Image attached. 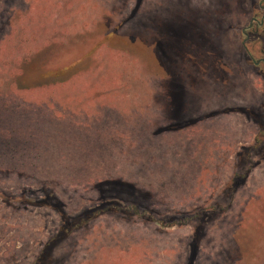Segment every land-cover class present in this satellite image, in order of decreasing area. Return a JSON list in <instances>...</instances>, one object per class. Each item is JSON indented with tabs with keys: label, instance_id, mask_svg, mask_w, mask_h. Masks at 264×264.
Segmentation results:
<instances>
[{
	"label": "rangeland",
	"instance_id": "1",
	"mask_svg": "<svg viewBox=\"0 0 264 264\" xmlns=\"http://www.w3.org/2000/svg\"><path fill=\"white\" fill-rule=\"evenodd\" d=\"M261 58L264 0H0V264H264Z\"/></svg>",
	"mask_w": 264,
	"mask_h": 264
},
{
	"label": "crops",
	"instance_id": "2",
	"mask_svg": "<svg viewBox=\"0 0 264 264\" xmlns=\"http://www.w3.org/2000/svg\"><path fill=\"white\" fill-rule=\"evenodd\" d=\"M251 90H252V93L256 96V90L254 89V85H252ZM231 104L235 105V106H240V107L252 106L251 99H247L243 96H241L239 98V100L235 98ZM255 104H257V102ZM227 113L230 115L225 117L224 122H226L225 123L226 126H229L231 128V130L234 131V136L230 135V137L225 139V141L230 142L229 145L235 147L236 149H240L243 146L253 144L255 139H256V136L258 134L257 125H255L252 121H250L248 119V117L241 111L227 112ZM230 118H231V120H230ZM263 165L264 164H262L260 166H263ZM254 209L257 213L258 207H254ZM261 210L264 211V209H261ZM262 226L264 229V224ZM260 229H258V227H256V230H255L256 237H257V231L258 230L260 231ZM262 242H263V246H264V239ZM263 255L264 254H261V256H263Z\"/></svg>",
	"mask_w": 264,
	"mask_h": 264
},
{
	"label": "trees",
	"instance_id": "3",
	"mask_svg": "<svg viewBox=\"0 0 264 264\" xmlns=\"http://www.w3.org/2000/svg\"><path fill=\"white\" fill-rule=\"evenodd\" d=\"M237 110L253 118L256 121L259 128L254 144L249 147L246 146L243 147V151L239 152L238 156L242 157L244 154L243 152L245 151L247 155L255 154L256 156L259 157V159H264V103L258 109L239 108ZM247 176H248V172L243 176L235 174L233 177V182L234 183L238 182V184L241 185V183H243L247 179ZM47 197L49 198V196ZM55 208L57 209L60 208L59 204H55ZM77 225L74 223L70 224V222H67L66 227L68 229V233L63 237H66L70 233V229L72 228L74 229Z\"/></svg>",
	"mask_w": 264,
	"mask_h": 264
},
{
	"label": "flooded vegetation",
	"instance_id": "4",
	"mask_svg": "<svg viewBox=\"0 0 264 264\" xmlns=\"http://www.w3.org/2000/svg\"><path fill=\"white\" fill-rule=\"evenodd\" d=\"M254 20H255V19H254ZM254 20H253V22H254ZM253 22H252V23H253ZM252 23H251V24H252ZM261 61L264 62V59L261 58ZM255 63L257 64V62H255ZM213 115H214V114H213ZM262 161H264V159H260V161H258L257 163L254 164L253 168H252L251 170L248 171V176L250 175V172H251L254 168L260 166V164H261ZM248 176H247V177H248ZM232 182H233V181H232ZM232 184H233V185H231V186L229 185V187L233 189V191H234L233 194H235V193H237L238 191H240V189H241L240 187L243 185V183H241V185H240V184H238V182H236V183L233 182ZM254 234H255V232H254Z\"/></svg>",
	"mask_w": 264,
	"mask_h": 264
}]
</instances>
